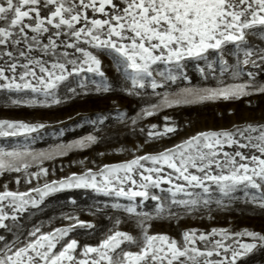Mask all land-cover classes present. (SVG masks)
I'll return each mask as SVG.
<instances>
[{
    "label": "snow or ice",
    "instance_id": "obj_1",
    "mask_svg": "<svg viewBox=\"0 0 264 264\" xmlns=\"http://www.w3.org/2000/svg\"><path fill=\"white\" fill-rule=\"evenodd\" d=\"M93 50L110 54L117 65L131 69L133 86L141 89L145 81L153 90L164 87L163 81L176 79L173 69L181 70L188 61L207 62L210 52L217 56L222 71L233 70V75L241 65L264 69V0H0V89L42 93L45 98L51 97L53 104H60L56 89L69 77L82 73L104 76L102 62ZM226 55L234 56L236 63L229 65ZM160 65L165 66V71L158 70ZM208 67L212 65L208 63ZM156 76L162 82H157ZM247 76L249 81L243 84L187 88L176 98L165 96L163 104L172 107L264 94V82L257 81L251 71ZM69 91L75 93V89ZM27 103L32 105L36 101ZM159 107L153 105L145 112L153 115ZM43 127L0 120V136L36 132ZM175 131V127L166 125L163 131L150 132L149 136H165ZM95 142L96 137L90 135L77 146ZM225 146H236V150L223 151ZM243 149H249V153L245 154ZM24 155L0 150V174L27 169L29 165L22 162ZM142 161L151 162L152 166L145 169ZM162 166L176 173V181H183L176 183L174 190L168 189L173 204L194 206L197 199L177 201L174 197L177 193L193 196L188 189L199 188L201 193L196 195L202 198L216 185L225 196L237 190H244L247 195V190L254 189L251 202L264 208V124H249L235 132H201L175 149L106 165L99 182L89 170L84 175L45 183L43 188L25 192L10 191L4 185L0 191V229L11 231L19 214L26 212L30 204L36 205L50 193L63 189L91 188L129 200L139 197L160 201V196L150 193V189H160L163 183L173 184L171 174L166 177ZM137 167L142 169L138 173L139 190L132 187L126 190L125 181L131 186L137 184L132 175ZM41 172L47 175V169ZM26 182L31 183V178ZM16 183H20L19 179ZM33 192L39 195L38 200L32 197ZM203 202L208 203L206 199ZM136 207L127 206L125 210L136 216H148L138 213ZM156 212L159 217L164 206L158 204ZM66 218L75 223L40 235V228L36 227L28 233L27 241L17 238L9 243L0 235V264H237L254 250L264 248V234L247 229L237 233L212 229L198 236L193 230L183 234L181 244L168 235H149L141 220L137 222L142 233L140 239L115 231L96 246L84 245L78 253L80 246L76 239L64 243L61 240L78 225L88 228L94 225L78 217ZM9 220L12 223L6 224ZM216 236L221 239H210ZM238 237H249L251 242H241ZM197 241L205 242L204 247H198ZM131 246L138 250H127Z\"/></svg>",
    "mask_w": 264,
    "mask_h": 264
},
{
    "label": "rangeland",
    "instance_id": "obj_2",
    "mask_svg": "<svg viewBox=\"0 0 264 264\" xmlns=\"http://www.w3.org/2000/svg\"><path fill=\"white\" fill-rule=\"evenodd\" d=\"M256 43L260 41L257 40ZM228 47L231 48V45ZM93 51L102 62L101 71L104 76L101 77L98 73H82L69 77L56 89L60 104H53L51 97L45 98L42 93L0 89V120L45 125L36 132L0 136V150L24 153L22 162L29 165L20 172L0 174V191L4 190V185H7L10 191L20 192L35 187L43 188L45 183L51 184L73 175H84L89 170L97 175L99 182L106 165L125 163L139 156L155 155L166 149H175L177 145H182L201 132H235L237 128L249 124H264V94H253L233 100L180 103L172 107L163 104L165 96L176 98L177 94L183 95V90L187 88L214 89L247 83L249 71L256 74L257 81L264 82L262 68L241 65L237 74L233 75V70L222 71L223 66L217 56L210 52L207 62L188 61L181 70L173 69L172 74L176 79L163 81L164 87L153 90L150 83L145 81V87L141 89L133 86L131 69L125 70L117 65L110 54ZM225 58L229 65L236 63L234 56L226 55ZM208 63L212 65L211 68ZM201 69L204 71L201 72ZM158 70L165 71V66L160 65ZM156 80L162 82L160 76H156ZM81 82L83 87H80ZM70 88L75 89V93L69 91ZM17 100L21 102L14 103ZM33 100L36 104L27 103ZM153 105L160 107L153 115H147L145 110L152 109ZM165 117L168 119L165 120ZM166 125L175 127L176 131L165 136H149L150 132L163 131ZM90 135L96 137L95 143L85 147L77 146ZM234 150L236 146H225L223 149L228 152ZM242 151L249 153V149ZM141 163L145 169L152 166L151 162ZM162 167L166 177L171 174L173 184L163 183L160 189H150V193L160 196V201L150 198L143 200L139 197L129 200L126 197L105 195L91 188L63 189L50 193L36 205L30 204L26 212L19 214L12 230L0 229V235L9 243L17 238L27 241L28 233L36 227L40 228V235L75 223L66 218L69 216L78 217L80 221L94 225L92 228L78 225L61 240L60 243H64L76 239L80 246L78 253L82 252L84 245L96 246L115 231L126 232L140 239L142 233L137 222L141 220L149 235H168L181 244L183 234L193 230L197 236L201 233L208 234L212 229H227L230 233L247 229L264 234V208L251 202L254 189L247 190V195L244 190H237L225 196L213 185L210 194L202 198L196 195L201 193V189H188L193 196L177 193L174 199H197L198 203L194 206L173 204L172 193L168 189L174 190V185L183 181H176V173L167 166ZM42 169H47V175L41 172ZM139 171L142 169L137 167L132 173L137 181L135 186L125 181L123 186L126 190L129 187L139 190ZM191 171L195 172L194 169ZM37 173H40L38 177ZM28 178H31V183L26 182ZM17 179L19 184L16 183ZM31 195L39 199L37 193L33 192ZM205 199L207 204L203 202ZM158 204L164 206V212L159 217L156 212ZM132 205L137 206L138 213H147L148 216L128 213L125 209ZM5 223L12 222L9 220ZM238 239L241 242H251L249 237ZM227 242L231 243V240ZM204 244L205 242L197 241L198 247L203 248ZM59 249L60 244L57 245V250ZM127 250L138 249L131 246L127 247ZM237 264H264V248L254 250L239 259Z\"/></svg>",
    "mask_w": 264,
    "mask_h": 264
}]
</instances>
